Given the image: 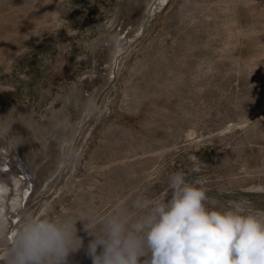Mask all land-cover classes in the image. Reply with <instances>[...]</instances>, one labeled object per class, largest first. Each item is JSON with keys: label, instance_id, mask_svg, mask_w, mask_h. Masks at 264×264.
Returning <instances> with one entry per match:
<instances>
[{"label": "rangeland", "instance_id": "obj_1", "mask_svg": "<svg viewBox=\"0 0 264 264\" xmlns=\"http://www.w3.org/2000/svg\"><path fill=\"white\" fill-rule=\"evenodd\" d=\"M161 1H152L134 37L123 36L106 76L99 45L109 43L129 0H0V120L40 127L50 145L53 133L72 132L88 114L76 147L49 180L54 188H32L28 166H17L19 191L29 189L13 210H23L19 221L30 212L94 210L102 217L137 194L166 200L176 172L199 182L212 210L264 215V30L259 41L232 45V60L223 52L232 37L210 36L203 25L225 0ZM255 1L236 5L241 26L264 25V0ZM92 96L95 109L82 105ZM42 157L40 168L48 162ZM7 186L10 203L18 188ZM77 228L84 247L68 264H92L86 252L92 238L83 222ZM11 243H0V252Z\"/></svg>", "mask_w": 264, "mask_h": 264}, {"label": "clouds", "instance_id": "obj_2", "mask_svg": "<svg viewBox=\"0 0 264 264\" xmlns=\"http://www.w3.org/2000/svg\"><path fill=\"white\" fill-rule=\"evenodd\" d=\"M169 185L166 200L137 194L102 217L94 210L25 213L4 264H68L84 247L78 222L92 238V264H264V215L210 209L206 190L180 172Z\"/></svg>", "mask_w": 264, "mask_h": 264}, {"label": "bare ground", "instance_id": "obj_3", "mask_svg": "<svg viewBox=\"0 0 264 264\" xmlns=\"http://www.w3.org/2000/svg\"><path fill=\"white\" fill-rule=\"evenodd\" d=\"M152 1L153 0H129V2L126 5L127 9L125 8L127 10V12H125L126 10H123V12H122L123 14H122V17L120 18V20L118 22L117 28H114L113 32H111L112 36H111V39L109 40V43L106 45L105 44L99 45L101 50L103 49V52L100 51L99 54L96 55L97 56V63L100 62V60H101V62H103L105 64V68L103 67L101 72L104 73L106 76L112 74V72L114 70L113 67L116 63V61H115L116 57L119 54V51H123L122 46L120 45V43L123 40V36L125 35L124 39L126 40L130 37L131 38L134 37V35L139 32L141 26L143 25V21L147 15V13L149 12V8L151 7ZM166 1L167 0H162L161 3H164V2L166 3ZM225 2L227 5L224 8L222 7L223 9H220L222 14L219 13V11H215V12L211 13V15L213 17L212 21H211L210 16H209L210 19H206L207 18V15H206L205 19L208 21L203 22V25H205L204 30L210 32V34H211L210 36L216 35L219 32L222 33L224 31V33L227 32L230 35V37H232L233 41L231 39V42H229L227 44L228 46L225 47L224 51H223L226 53V57H229L232 59L233 53L235 52L234 48L236 47V46H232V45L239 43V41L243 40L244 38L259 41L260 36H262L261 32L264 30V25L260 26L259 24L254 22L249 27H243L239 24V22L236 18V10H235L236 5L242 4V5L246 6V5H250V4L257 2V1H255V0H225ZM132 3H134L133 4L134 6L132 5ZM157 4H158V2H157ZM159 4H160V1H159ZM233 4H235V5H233ZM254 5H255V3H254ZM256 8H258V6ZM212 11L213 10H211V12ZM210 44H211V41L206 42V40H205L204 45L207 46ZM250 45H252V44L250 43ZM250 47H252V46H250ZM95 52H96V50H95ZM229 58H228V60H229ZM240 58L241 57H239V59L236 58L237 62L241 63V66H242V64H246L248 66V64H247L248 60L246 61V60H242ZM233 59H234V57H233ZM250 62H251V64H253L252 59L250 60ZM223 63H224V61H223ZM254 63H255V61H254ZM99 64H98V66H99ZM209 64H211V63H208V67L210 70V68H213V66L211 65L212 66L211 67ZM254 66H255V64H254ZM256 66H259V65H256ZM99 68H100V66L98 67V69ZM93 100L94 99L92 96L90 99H88L86 101V103H84V101H83L82 105L85 104L86 107L91 106L93 103ZM85 106H84V108H85ZM92 106H94V105H92ZM86 109H87L86 112H88L89 108H86ZM92 109L93 108L89 109L88 113H91ZM94 109H95V106H94ZM87 115H86V118L83 115L84 118L81 119V122L83 121L82 126L78 127L79 125L77 126V124H76L77 127H74L72 132H70L69 128H67L65 131H63L61 129V131H57V132L53 133V134H56V133L57 134L55 136V139L53 138L54 141L50 140V142H51V144L49 142L50 145H47V143L45 144V137H46L45 134H47V132L45 131L46 132L45 133L42 130V128L39 127L38 130H37V128L35 130L34 128H32V126L23 127L21 125V123H19V122L17 124H15L13 128H11L6 122H3V120H0V223H2V226H3V234L0 235V243H8L9 240L13 241V239H14L13 235L11 236V238H9V240H6L5 234L9 230L15 231L16 227L19 225L20 221L17 219V217L20 214H22L23 210H18L17 215H14L13 210L16 209L17 205H20V203H22L23 198L25 199L27 197V194L29 193L28 188H26L25 192L21 193L22 192L21 189H23L24 185H23V179L17 178V166L21 169L22 168L24 169V167H23L24 164H26L28 166L27 168H29V169H27V170H28V173H30V176L32 178L28 179L29 178L28 177L27 180H29V182L32 184V186H31L32 188H39L40 186H47L48 189H51L52 187L54 188V185L49 183V180H50V178L52 180V178L55 177L56 174L61 170V166L63 164H65V161L67 159L66 157L70 156L69 152L71 150H73L74 147H76L75 141L77 140L76 139L77 134L84 132L83 131V125L87 121V120H85L88 117ZM11 125H13V124H11ZM19 126L23 127L20 129L21 130L20 132H18ZM30 128H31V130H30ZM65 128L66 127H64L63 129H65ZM31 131H33V132H31ZM48 139H49V137H48ZM66 141L69 142V145L68 144L65 145ZM42 154L46 156L44 158H47L48 162H46L47 164L45 167L40 168L39 167L40 162L43 158ZM62 168H63V166H62ZM24 176H29L28 174H26V171L22 175V177H24ZM12 183L16 184V189L18 188V191L16 190L17 191L16 198L15 197L11 198L10 203H8V198H9V196H11L12 191L8 192V190H7L8 186L7 185L11 186ZM33 191H34V189L32 190V192ZM30 213H32V212H30ZM17 221H19V222L16 223ZM13 225H16V226H13ZM6 253L7 252L5 250L3 252H0V259L5 258V256H7Z\"/></svg>", "mask_w": 264, "mask_h": 264}]
</instances>
